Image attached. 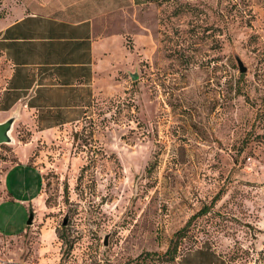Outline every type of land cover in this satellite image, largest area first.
Wrapping results in <instances>:
<instances>
[{
	"label": "rangeland",
	"instance_id": "rangeland-1",
	"mask_svg": "<svg viewBox=\"0 0 264 264\" xmlns=\"http://www.w3.org/2000/svg\"><path fill=\"white\" fill-rule=\"evenodd\" d=\"M20 4L0 0V25ZM108 18L122 38L80 118L17 125L27 158L0 143V264H175L197 245L264 264V0Z\"/></svg>",
	"mask_w": 264,
	"mask_h": 264
},
{
	"label": "crops",
	"instance_id": "crops-1",
	"mask_svg": "<svg viewBox=\"0 0 264 264\" xmlns=\"http://www.w3.org/2000/svg\"><path fill=\"white\" fill-rule=\"evenodd\" d=\"M145 1L23 0L15 6L19 15L0 25V121L15 117L9 142L21 141L15 151L24 157L31 151V139L16 136L17 125L36 131L80 118L96 94L98 70L122 38L121 32H105L104 21ZM3 221L0 231L14 232ZM175 264L229 263L213 247L197 245L181 252Z\"/></svg>",
	"mask_w": 264,
	"mask_h": 264
},
{
	"label": "water",
	"instance_id": "water-1",
	"mask_svg": "<svg viewBox=\"0 0 264 264\" xmlns=\"http://www.w3.org/2000/svg\"><path fill=\"white\" fill-rule=\"evenodd\" d=\"M237 62L239 64V69L241 71L246 69V66L243 64V61L237 57ZM15 117L11 116L8 119L4 121H0V142H10L13 140V137L11 135V129L13 127ZM33 220V213H31L30 218L28 219V222H32ZM66 219H63V222H65Z\"/></svg>",
	"mask_w": 264,
	"mask_h": 264
},
{
	"label": "trees",
	"instance_id": "trees-1",
	"mask_svg": "<svg viewBox=\"0 0 264 264\" xmlns=\"http://www.w3.org/2000/svg\"><path fill=\"white\" fill-rule=\"evenodd\" d=\"M214 201V199L212 200V202ZM211 202V203H212ZM211 203L210 204H204L203 205V207H201L195 214H193V216H191L190 218H192V217H194L196 214H198V213H204V212H206V210L210 207V205H211ZM188 222H190V219L187 221V223L186 224H188Z\"/></svg>",
	"mask_w": 264,
	"mask_h": 264
}]
</instances>
